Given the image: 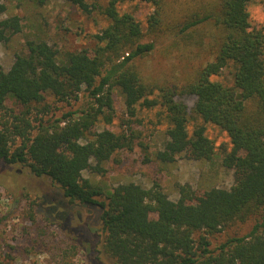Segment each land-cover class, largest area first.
Returning a JSON list of instances; mask_svg holds the SVG:
<instances>
[{
    "label": "trees",
    "instance_id": "obj_1",
    "mask_svg": "<svg viewBox=\"0 0 264 264\" xmlns=\"http://www.w3.org/2000/svg\"><path fill=\"white\" fill-rule=\"evenodd\" d=\"M124 1L108 0L102 8L110 21L93 35L97 46L92 52H61L44 39L28 40L8 70L0 64V160L51 178L71 204L99 206L102 237L97 257L106 256L113 264H264V25L252 24L251 0H207L182 20L166 24V0H143L155 6L148 17L151 33L169 31L190 38L201 24L216 29L214 59L194 77L175 84L153 81L141 72L137 59L148 55L155 43L141 41V22L120 10ZM73 2L91 11L86 0ZM6 10L0 2V42L22 28L18 15L2 18ZM228 65L234 74L230 86L213 79ZM113 87L119 89L130 117L122 122L128 130L97 129L102 119L106 124L114 120ZM82 91L90 100L80 110L54 120L37 119L35 127L26 117L30 105L43 102L47 94L69 103ZM190 95L196 97L192 106L181 99ZM9 98L24 107L11 124L3 114ZM138 106H160L168 122L164 147L154 155L146 152L145 162L171 163L181 153L212 160L217 147L206 131V124L212 123L230 137L222 165L233 169L234 183L199 191L176 182L175 200L159 182L145 187L129 181L104 195V187L83 172L103 174L120 151L134 148L138 135L130 125ZM193 120L198 121L190 129ZM16 139L21 142L13 146ZM249 220H255L249 231L212 246L211 234ZM10 257L2 255L0 242V264Z\"/></svg>",
    "mask_w": 264,
    "mask_h": 264
},
{
    "label": "rangeland",
    "instance_id": "obj_2",
    "mask_svg": "<svg viewBox=\"0 0 264 264\" xmlns=\"http://www.w3.org/2000/svg\"><path fill=\"white\" fill-rule=\"evenodd\" d=\"M86 1L90 12L82 10L73 0H0L7 5L2 18L16 14L22 24L20 32L13 34L7 42H0L2 67L5 70L11 67L16 54L28 40L44 39L61 52L81 48L92 52L97 46L93 35L110 21L102 10L108 0ZM205 1L166 0L162 11L163 22L182 20ZM119 7L123 12L132 13L141 22L144 31L141 41L155 43L148 55L137 59L141 72L147 78L160 83H180L194 77L203 65L214 59L211 50L216 44V29L210 23L194 28L190 38L169 31L151 33L148 17L155 11L152 3L125 0ZM248 10L253 25H264V0H251ZM213 79L228 86L233 85L232 65L226 66ZM112 96L114 120L106 124L102 119L97 129L107 126L117 132L128 130V125L122 122L130 117L118 88H112ZM181 99L192 106L196 97L190 95ZM89 100L85 91L80 93L78 100L69 103L57 101L47 94L43 102L30 105L31 112L26 117L35 127L39 123L37 119L54 120L67 111L87 106ZM6 107L3 114L9 124L15 121V114L21 115L24 110L23 105L12 98L7 100ZM131 121L130 127L138 135L134 148L120 151L106 164L107 170L103 174L83 172L85 177H90L104 187V195L113 186L129 181L145 187L159 182L175 200L179 196L175 189L176 182L189 183L199 191L212 185L229 188L234 183L233 169L222 165L224 149L229 148L231 142L221 127L206 124L207 135L217 147L212 160L202 162L181 153L174 162L163 164L158 161L145 162L144 159L146 152L154 155L156 150L164 147L168 128L166 113L160 106H138L136 116ZM197 121H191L190 129L194 128ZM15 142L13 146L20 144L21 139ZM145 146L147 149H144ZM0 219L2 255L11 254L10 258L4 260L5 264H113L106 256L97 257L96 246L102 237L99 206L69 203L57 183L47 176L34 175L26 165H8L0 160ZM254 223L255 220L234 223L222 232L211 234L209 239L212 246L218 245L228 236L249 231Z\"/></svg>",
    "mask_w": 264,
    "mask_h": 264
}]
</instances>
